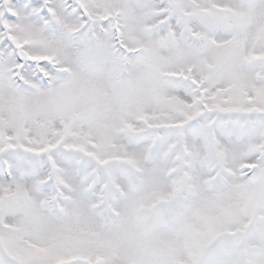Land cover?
<instances>
[{
  "label": "snow or ice",
  "instance_id": "snow-or-ice-1",
  "mask_svg": "<svg viewBox=\"0 0 264 264\" xmlns=\"http://www.w3.org/2000/svg\"><path fill=\"white\" fill-rule=\"evenodd\" d=\"M0 264H264V0H0Z\"/></svg>",
  "mask_w": 264,
  "mask_h": 264
}]
</instances>
